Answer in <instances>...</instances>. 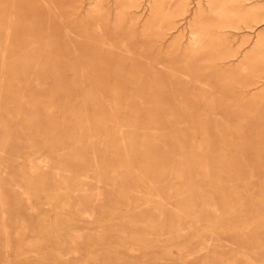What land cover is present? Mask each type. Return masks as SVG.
Listing matches in <instances>:
<instances>
[{
	"label": "rangeland",
	"instance_id": "374dc122",
	"mask_svg": "<svg viewBox=\"0 0 264 264\" xmlns=\"http://www.w3.org/2000/svg\"><path fill=\"white\" fill-rule=\"evenodd\" d=\"M0 264H264V0H0Z\"/></svg>",
	"mask_w": 264,
	"mask_h": 264
},
{
	"label": "bare ground",
	"instance_id": "6f19581e",
	"mask_svg": "<svg viewBox=\"0 0 264 264\" xmlns=\"http://www.w3.org/2000/svg\"><path fill=\"white\" fill-rule=\"evenodd\" d=\"M69 167H70V166H69ZM63 184H64V185H67V181H64ZM68 186H69V185H68ZM98 187H99V185H98ZM99 188H100V187H99ZM98 190H99V189H98ZM100 190H101V189H100ZM96 216H97V215H96ZM93 217H94V216H92V218H93ZM5 232H6L7 235H9V233H8L7 231H5ZM194 258H195V257H194Z\"/></svg>",
	"mask_w": 264,
	"mask_h": 264
}]
</instances>
